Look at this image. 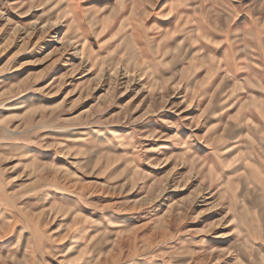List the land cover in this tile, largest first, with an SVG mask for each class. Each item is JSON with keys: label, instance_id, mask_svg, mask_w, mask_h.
I'll return each mask as SVG.
<instances>
[{"label": "rangeland", "instance_id": "1", "mask_svg": "<svg viewBox=\"0 0 264 264\" xmlns=\"http://www.w3.org/2000/svg\"><path fill=\"white\" fill-rule=\"evenodd\" d=\"M0 264H264V0H0Z\"/></svg>", "mask_w": 264, "mask_h": 264}]
</instances>
